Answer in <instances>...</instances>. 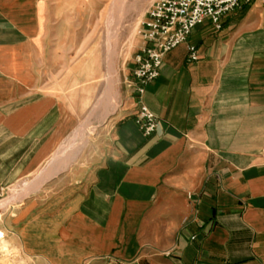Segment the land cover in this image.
<instances>
[{
  "label": "crops",
  "instance_id": "1",
  "mask_svg": "<svg viewBox=\"0 0 264 264\" xmlns=\"http://www.w3.org/2000/svg\"><path fill=\"white\" fill-rule=\"evenodd\" d=\"M40 9L0 0V191L34 181L87 109L33 81ZM136 101L130 93L96 153L71 163L76 148L17 201L22 254L34 264H264L262 4L225 15L221 30L205 21L164 56L142 97L159 118L151 136Z\"/></svg>",
  "mask_w": 264,
  "mask_h": 264
},
{
  "label": "rangeland",
  "instance_id": "2",
  "mask_svg": "<svg viewBox=\"0 0 264 264\" xmlns=\"http://www.w3.org/2000/svg\"><path fill=\"white\" fill-rule=\"evenodd\" d=\"M31 1L40 4V8L43 7L39 11V24L35 27L36 34L40 38L38 44L40 49L39 56L35 59L33 81L44 85L43 88L51 87L61 93L71 95L77 98L80 105L83 103L87 107L68 135L73 133L72 136L65 140L63 145L69 144L78 125L85 118L90 116L91 119L90 129L92 131L77 147V152L71 160V163H74L78 157L80 161L85 150L96 153L103 146L109 121L130 96L129 81L132 79L133 58L139 44L138 31L147 10L155 0H127L128 10L121 21L115 39L111 41L112 55L114 53L111 56L114 64L111 76L114 77H112L113 90L116 93L114 102L116 101L117 109L103 122L99 119L102 108L94 109L93 112L92 110L107 89L109 72L107 71L109 57L106 44L107 13L113 0ZM260 5L259 0H254L249 4L255 9ZM85 60H88L90 69L85 68ZM92 74L94 78H91ZM21 184L0 191V202L20 192ZM19 205L20 203L16 201L0 206V231L4 234L0 241V264H34L22 254L16 236L11 231L16 227L13 212Z\"/></svg>",
  "mask_w": 264,
  "mask_h": 264
},
{
  "label": "built area",
  "instance_id": "3",
  "mask_svg": "<svg viewBox=\"0 0 264 264\" xmlns=\"http://www.w3.org/2000/svg\"><path fill=\"white\" fill-rule=\"evenodd\" d=\"M254 0H155L138 31L130 93L137 100L136 123L145 137L153 135L159 118L142 102L146 86L160 75L164 56L186 43L193 29L209 21L215 30L223 28V17L241 10ZM264 7V0H259ZM199 59L197 48L188 45L187 61Z\"/></svg>",
  "mask_w": 264,
  "mask_h": 264
},
{
  "label": "bare ground",
  "instance_id": "4",
  "mask_svg": "<svg viewBox=\"0 0 264 264\" xmlns=\"http://www.w3.org/2000/svg\"><path fill=\"white\" fill-rule=\"evenodd\" d=\"M127 10H128L127 9V0H113L111 7H110V10L107 13L108 32H107V41H106L107 43L106 44H107V53H108V57H109L108 58V70H107V71H109L108 77H107L108 78L107 79V89H106L103 97L100 99V101L97 103L95 108H93V110H92V112H93L94 109H97L99 107L102 108V112H101L100 118H99L100 121H102V122H103V120H105L107 118L108 115H110L112 112H114L117 109V104L115 103L116 101L114 102V98L116 96V93L113 90V81L114 80L112 79L113 76H111L113 73V70H114V64L111 60V56L114 55V53L112 55L113 48H112L111 41H113L115 39L117 32L119 30V26L121 24V21H122L123 17L125 16ZM115 41H114V43H115ZM92 54H94V53H92ZM95 54H96V52H95ZM91 59H92V56H91ZM94 59H96V58H94ZM96 61H97V59H96ZM84 63H85V68L90 69V65L88 63V60H85ZM93 68L95 69V66ZM90 71L91 70H89V72ZM91 78H94L93 74H92ZM91 125H92L91 119H90V116H88L87 118H85V120H83L81 122L78 129L75 131L73 137L69 141V144H65L60 148L59 154L56 157V160L52 161L50 163V165H48V167H46L34 181L27 184L23 190H21L20 192L10 196L6 200L0 202V206H3L5 203H8V202H16V201L22 200L30 192L38 189L44 180L48 179L50 176H52L54 173H56V171L64 168L67 165V163L70 161L71 155L75 151V149L79 146V144H81L82 142H84L86 140L87 135L92 131V129H90ZM3 237H4V234L2 231H0V241H2Z\"/></svg>",
  "mask_w": 264,
  "mask_h": 264
}]
</instances>
